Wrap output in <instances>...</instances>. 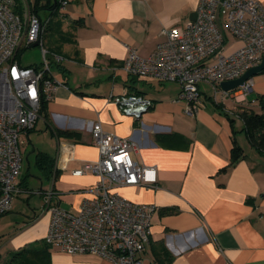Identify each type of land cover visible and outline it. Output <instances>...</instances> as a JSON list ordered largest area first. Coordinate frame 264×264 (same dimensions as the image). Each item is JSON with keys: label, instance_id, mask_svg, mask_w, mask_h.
Returning a JSON list of instances; mask_svg holds the SVG:
<instances>
[{"label": "crops", "instance_id": "0c3cea01", "mask_svg": "<svg viewBox=\"0 0 264 264\" xmlns=\"http://www.w3.org/2000/svg\"><path fill=\"white\" fill-rule=\"evenodd\" d=\"M67 1L62 21L48 24L45 42L49 55L62 58L60 63L50 61L52 76L62 86L43 104L33 130L21 137L34 167L36 154L42 153L52 159V171L42 172L47 183L40 182L29 194L27 181L17 178L16 196L36 195L40 206L31 218L23 214L22 222H11L15 206L0 218V231L8 228L0 235V264H13L15 252L45 246L50 216L41 208L44 192L52 189L57 205L73 213L91 197L97 178L71 173L98 159L91 138L95 123L108 134L131 140L134 159L156 168V188L116 189L130 202L156 208L143 255L146 263L264 264V155L250 146L239 118L243 110L260 113L264 71L251 79L246 102L240 104L220 93L215 97L211 86L200 84L201 106L188 115L186 103L178 100L179 85L131 77L121 66L127 48L149 57L164 41L162 31L182 28L198 0ZM257 1L264 6V0ZM224 35L222 54L241 47L239 40ZM125 93L149 98L151 108L138 120L123 115L111 100ZM233 139L245 158L220 173L229 163ZM47 252L44 264H110L89 254Z\"/></svg>", "mask_w": 264, "mask_h": 264}, {"label": "built area", "instance_id": "2783aa9c", "mask_svg": "<svg viewBox=\"0 0 264 264\" xmlns=\"http://www.w3.org/2000/svg\"><path fill=\"white\" fill-rule=\"evenodd\" d=\"M53 3L57 8L51 12L63 15L68 1ZM33 6L34 1L29 0H0V218L10 212L18 193L20 137L33 130L43 104L62 86L52 76L44 48L51 20H43ZM195 13V20H187L182 28L163 30L164 41L149 57L141 58L127 48L122 71L131 77L176 83L178 100L186 103L188 115L201 106L202 83L212 87L215 97L220 93L237 104L246 102L251 80L228 92L222 91L220 84L240 78L261 62L264 6L257 0H198ZM225 33L242 44L229 55L222 54ZM35 45L41 49V63L23 67L20 52ZM53 60L60 63L62 58L53 55ZM111 102L123 115L137 120L152 106L149 98L135 93H125ZM91 138L98 159L82 163L71 173L97 178L91 197L73 213L57 205L52 189L43 193V212L50 216L45 244L68 255L98 256L110 264H156L143 259L155 206L135 204L116 192L120 187L156 188V168L140 165L134 159L136 145L108 134L100 123L93 125Z\"/></svg>", "mask_w": 264, "mask_h": 264}, {"label": "trees", "instance_id": "16d2710c", "mask_svg": "<svg viewBox=\"0 0 264 264\" xmlns=\"http://www.w3.org/2000/svg\"><path fill=\"white\" fill-rule=\"evenodd\" d=\"M53 0H34L33 11L40 13L41 11H53ZM21 55V52H20ZM260 113H254L252 110H243L239 113V118L243 122L242 130L252 148L264 155V98L258 100ZM233 133L236 132L233 130ZM244 151L233 139V146L230 151L229 163L226 167L220 170V173L227 172L235 166L241 159H244ZM52 159L42 153L36 154V167L44 174H50L52 171ZM45 244V242H44ZM48 246L36 249H25L12 254L11 263L13 264H44L48 258Z\"/></svg>", "mask_w": 264, "mask_h": 264}, {"label": "rangeland", "instance_id": "374dc122", "mask_svg": "<svg viewBox=\"0 0 264 264\" xmlns=\"http://www.w3.org/2000/svg\"><path fill=\"white\" fill-rule=\"evenodd\" d=\"M29 1H34V0H29ZM19 4V2H18ZM41 17H43V20H46L47 18H50L51 22H50V27H52L53 23L55 21H62V17H60V15L57 12H54L53 14H49L52 12H45V11H41ZM48 27V26H47ZM51 31L46 30L45 34H44V48L48 51V46L46 45L45 42H47L48 39V34ZM47 55V58L53 62V56ZM42 61V56H41V49L36 46V47H30V48H23L21 51V55H20V63L23 67H27L30 65H39ZM212 89V88H211ZM213 92V90H212ZM22 137V136H21ZM20 137V148H21V152H22V167H21V173L20 176L21 178H23V180H26L27 182V190H28V194L29 192L32 190V192H36V190L34 189H38L41 186V183L45 186V184L47 183V181L45 180V176L42 174V172L37 168L34 167L33 159L29 158V156L27 155L28 153L25 154L24 149H26V146H28V143H25V140L21 141L22 138ZM23 142V143H22ZM31 150V148H28L29 152ZM27 159V160H26ZM28 162V164H27ZM41 182V183H40ZM42 185V186H43ZM43 186V187H44ZM47 186V185H46ZM36 195H29V196H25V195H20V196H14V199L12 200V205H11V209H13L14 212L11 213L12 216H10L11 218V222L13 223V220H17V222H22L23 220H26L24 215H28L30 218L33 216L34 212H37V210H34L35 208H39L40 206V200ZM43 200V197H42ZM64 202V201H63ZM41 208L43 207V203L41 201ZM62 208L70 210L69 208H67L66 206L64 207V205L61 203L60 205ZM72 211V210H70ZM18 213H22V214H18ZM24 214V215H23ZM16 224V223H15ZM5 229L3 230V232L0 231V235L1 234H7L8 230L6 231V225L4 226ZM1 239V238H0ZM3 240H1L2 242ZM1 261V260H0Z\"/></svg>", "mask_w": 264, "mask_h": 264}, {"label": "water", "instance_id": "95a60500", "mask_svg": "<svg viewBox=\"0 0 264 264\" xmlns=\"http://www.w3.org/2000/svg\"><path fill=\"white\" fill-rule=\"evenodd\" d=\"M195 18H196V13L192 14V16L190 17V20L194 21ZM263 71H264V54L262 56L261 62L257 66L249 69L240 78L236 80L222 82L220 84V88L222 91H225V92L233 91L237 89L238 87L242 86L246 81L251 80L254 76L262 73Z\"/></svg>", "mask_w": 264, "mask_h": 264}]
</instances>
